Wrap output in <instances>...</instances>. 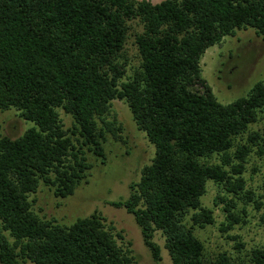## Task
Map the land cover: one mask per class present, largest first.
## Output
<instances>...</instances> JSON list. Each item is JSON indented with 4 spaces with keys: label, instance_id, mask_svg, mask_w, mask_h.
<instances>
[{
    "label": "trees",
    "instance_id": "1",
    "mask_svg": "<svg viewBox=\"0 0 264 264\" xmlns=\"http://www.w3.org/2000/svg\"><path fill=\"white\" fill-rule=\"evenodd\" d=\"M136 19L144 28L135 35L140 66L126 77ZM247 27L264 36V0H0V110L16 108L35 124L20 137L0 138V264H136L131 242L119 245L97 212L61 225L40 218L29 199L42 182L57 197L75 192L92 168L85 146L104 157L100 123L118 130L106 119L115 99L128 103L156 149L129 198L111 202L134 215L153 259L162 260L154 240L161 230L174 264H247L227 253L208 259L185 222L193 211V225L215 223L202 205L208 181L263 205L243 174L251 144L264 154V138L254 131L247 142L235 140L259 119L264 82L224 104L201 68L208 48ZM59 108L72 115L71 128ZM214 154L220 163L206 160ZM218 198L227 218L222 230L244 222L235 199ZM249 256L264 264V248Z\"/></svg>",
    "mask_w": 264,
    "mask_h": 264
},
{
    "label": "rangeland",
    "instance_id": "2",
    "mask_svg": "<svg viewBox=\"0 0 264 264\" xmlns=\"http://www.w3.org/2000/svg\"><path fill=\"white\" fill-rule=\"evenodd\" d=\"M149 1L159 3L163 0ZM129 24L126 77L133 75L140 66L135 35L144 29L139 19L132 20ZM201 68L202 77L220 102L227 104L241 96H247L256 82H264V36L252 27L236 30L234 35L225 36L220 43L206 50L201 59ZM59 113L64 127L71 128L74 123L72 115L62 108H59ZM106 119L110 122L116 121L114 126L118 130L113 133L100 123L99 126L105 131L104 139H101L104 157L96 155L85 146L84 150L92 168L87 171L86 177L79 183L75 192L66 198L57 197L53 189L42 182L37 192L29 194L33 210L40 218L54 219L59 224L68 226L78 218L97 212L104 218L106 227L112 230L119 245L126 248L131 242L129 247L136 257V264H174L165 247L166 237L161 230L156 231L154 235L162 255V260L157 263L144 243L141 228L134 215L124 207L111 204L113 201L129 198L133 191L131 184L138 182L143 167L152 163L155 146L149 141L146 133L138 128L125 100H113ZM34 126L35 124L25 120L16 108L0 110V138L20 137ZM254 131L264 138V109L259 113V119L249 125L248 131L237 136L235 144L247 142L248 134ZM251 147L243 176L247 181V189L253 190L263 205L258 208L253 201L233 197L222 186L208 181L207 191L202 196V205L213 210L215 223L202 228L193 225V211L185 217L187 225L193 227L195 235L203 241L206 257L212 261H215L219 254L227 253L235 263L251 264V250L256 247L264 248V154L259 152L257 144H251ZM220 159V155L214 154L206 160L220 163ZM219 195L235 199V211L244 219V222L236 224L228 231L222 230L227 218L223 209L225 203L221 202ZM10 240L13 241L11 237ZM20 264L35 263L28 260L21 261Z\"/></svg>",
    "mask_w": 264,
    "mask_h": 264
}]
</instances>
